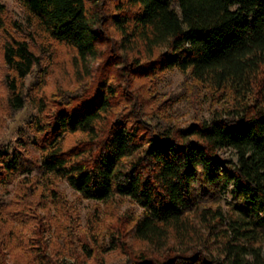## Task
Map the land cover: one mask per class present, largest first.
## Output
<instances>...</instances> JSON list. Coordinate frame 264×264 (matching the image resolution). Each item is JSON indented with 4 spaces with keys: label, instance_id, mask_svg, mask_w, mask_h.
I'll use <instances>...</instances> for the list:
<instances>
[{
    "label": "trees",
    "instance_id": "trees-1",
    "mask_svg": "<svg viewBox=\"0 0 264 264\" xmlns=\"http://www.w3.org/2000/svg\"><path fill=\"white\" fill-rule=\"evenodd\" d=\"M16 1L24 25L0 0L7 106L20 112L29 100L37 116L28 142L0 146V186L27 169L26 143L41 152L43 178L26 177L17 197L0 203V264H22L11 251L26 250L28 232L33 256L25 264H58L40 223L30 226V195L43 187L39 205L48 209L53 179L89 200L140 206L127 236L143 249L124 243V220L115 224L122 236L112 234L111 248L129 250L126 264H264V0ZM53 43L73 50L88 82L67 99L48 102L41 90L29 99L25 80ZM170 70L220 107L186 124L155 114L148 87L134 81Z\"/></svg>",
    "mask_w": 264,
    "mask_h": 264
},
{
    "label": "rangeland",
    "instance_id": "rangeland-1",
    "mask_svg": "<svg viewBox=\"0 0 264 264\" xmlns=\"http://www.w3.org/2000/svg\"><path fill=\"white\" fill-rule=\"evenodd\" d=\"M7 12L11 18L23 25L26 24V13L21 4L16 0H3ZM39 38L37 41L39 42ZM34 48L41 51L40 44L30 39ZM42 59V65L36 68L25 80V90L29 99L43 92L47 101L67 99L73 94L80 93L88 77L79 74L73 63V50L53 43ZM47 69V70H46ZM4 70L0 55V146L17 145L18 140L28 142L32 132L31 120L37 116L36 107L26 102L20 112L11 110L7 106V91L4 85ZM46 70V71H45ZM87 79V80H86ZM192 79L186 78L177 70L161 72L153 80H135L134 86L139 89L148 87L145 95L149 98L147 106L155 114L165 117L168 123L186 124L200 117H206L209 112L220 107L216 99H209L211 92L204 88H193ZM38 90V93H36ZM152 94V96H151ZM125 102L121 101L120 108ZM29 133V134H28ZM26 170L16 176L9 184L0 186V203L9 202L20 191L22 181L30 178L42 179L40 165V150L30 143L24 144ZM225 155L233 157L230 149L225 150ZM43 182V181H42ZM52 190H45L44 198L49 202L48 209L40 207L39 203L43 196L38 189L30 195L34 201L32 208L36 215L30 226H38L42 231L41 240L46 245L47 252L58 264H126L129 250L120 244L112 246V234H116L115 224L117 220H124L122 234L124 243L131 246V250L143 249L144 243L127 236L130 228V220L140 214L141 208L128 198L116 197L109 202L93 201L82 197L73 190L64 179H53ZM33 188L30 181L28 185ZM33 185V186H32ZM20 186V187H19ZM36 187V186H35ZM51 191V192H50ZM232 193L230 187L223 193V204L228 208L225 200H230ZM52 202H58V207ZM126 222V223H125ZM19 231L20 223H15ZM37 229V228H36ZM40 230V228H39ZM28 236V237H27ZM26 236V250L15 247L11 256L18 257L22 264L31 255V243L34 242L31 232ZM120 237L121 234H116ZM38 239V240H40ZM42 243V244H43ZM8 264H12L9 262ZM32 264V263H31Z\"/></svg>",
    "mask_w": 264,
    "mask_h": 264
}]
</instances>
